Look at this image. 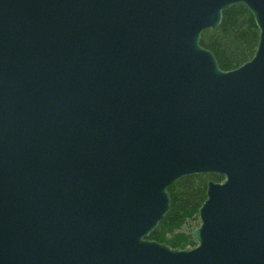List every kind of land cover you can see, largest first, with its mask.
Returning <instances> with one entry per match:
<instances>
[{
	"label": "water",
	"instance_id": "water-1",
	"mask_svg": "<svg viewBox=\"0 0 264 264\" xmlns=\"http://www.w3.org/2000/svg\"><path fill=\"white\" fill-rule=\"evenodd\" d=\"M238 3L222 70L201 31ZM204 172L197 244L149 239ZM0 264H264V0H0Z\"/></svg>",
	"mask_w": 264,
	"mask_h": 264
},
{
	"label": "trees",
	"instance_id": "trees-1",
	"mask_svg": "<svg viewBox=\"0 0 264 264\" xmlns=\"http://www.w3.org/2000/svg\"><path fill=\"white\" fill-rule=\"evenodd\" d=\"M258 28L252 14L242 3L222 13L219 26L201 31L200 44L211 50L222 70H232L254 55ZM222 176L204 172L184 175L168 186L171 205L148 238L174 249H188L197 244L191 232L199 225L198 209L206 198L207 183Z\"/></svg>",
	"mask_w": 264,
	"mask_h": 264
},
{
	"label": "rangeland",
	"instance_id": "rangeland-1",
	"mask_svg": "<svg viewBox=\"0 0 264 264\" xmlns=\"http://www.w3.org/2000/svg\"><path fill=\"white\" fill-rule=\"evenodd\" d=\"M194 230V229H193Z\"/></svg>",
	"mask_w": 264,
	"mask_h": 264
}]
</instances>
